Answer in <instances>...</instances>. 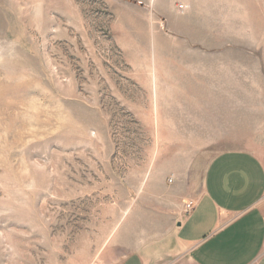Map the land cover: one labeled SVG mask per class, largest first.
<instances>
[{"label":"rangeland","instance_id":"1","mask_svg":"<svg viewBox=\"0 0 264 264\" xmlns=\"http://www.w3.org/2000/svg\"><path fill=\"white\" fill-rule=\"evenodd\" d=\"M225 150L264 164V0H0V264H191Z\"/></svg>","mask_w":264,"mask_h":264},{"label":"crops","instance_id":"2","mask_svg":"<svg viewBox=\"0 0 264 264\" xmlns=\"http://www.w3.org/2000/svg\"><path fill=\"white\" fill-rule=\"evenodd\" d=\"M170 250L191 264H264V164L256 154L225 150L211 158L202 193L177 223ZM117 264L159 262L138 251Z\"/></svg>","mask_w":264,"mask_h":264},{"label":"built area","instance_id":"3","mask_svg":"<svg viewBox=\"0 0 264 264\" xmlns=\"http://www.w3.org/2000/svg\"><path fill=\"white\" fill-rule=\"evenodd\" d=\"M195 206V201L188 200L184 203V213L188 214L190 213Z\"/></svg>","mask_w":264,"mask_h":264}]
</instances>
